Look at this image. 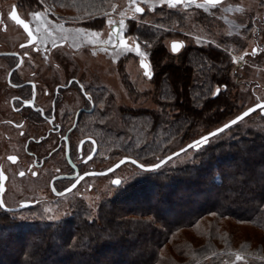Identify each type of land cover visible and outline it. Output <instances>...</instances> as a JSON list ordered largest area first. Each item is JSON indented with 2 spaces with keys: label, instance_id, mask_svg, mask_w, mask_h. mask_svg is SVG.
<instances>
[{
  "label": "trees",
  "instance_id": "1",
  "mask_svg": "<svg viewBox=\"0 0 264 264\" xmlns=\"http://www.w3.org/2000/svg\"><path fill=\"white\" fill-rule=\"evenodd\" d=\"M29 1L31 0H19V3L25 6L29 5ZM42 1L69 9L80 18L100 13L111 8L115 3L119 5L124 2V4H131L130 0ZM144 1L147 0H137V4ZM164 18L166 21H170L173 16ZM204 20L208 30H214V20L207 17ZM148 33L146 36L153 37ZM245 40L243 41L241 36H232L217 44L208 43L206 47L190 46L186 48L179 56V64L183 62L193 64L196 57L199 69L190 65L180 68L169 64L159 65L163 50L157 46L152 54L155 65H159V71L155 73L152 80L154 90L145 94H134L135 97L149 95L155 98L158 101L156 111H141L142 113H140L141 109H129L131 117L126 118V126L135 129L136 137L141 140L145 135L150 151L155 150V156L168 151L174 144H183L194 139L192 136L197 125H202V129H207L209 126V124L203 123L208 112H212L209 116L217 115L221 114L223 109H230L231 106L238 105L241 94L237 89L235 78L241 79V74L249 72L250 69L241 63L236 62L235 64L230 53L236 55L245 50ZM239 68L245 69L241 74L239 73L240 75H238ZM163 73H168L166 80L157 81V75ZM223 86L225 88H222ZM217 87L221 89V93L219 96H213ZM111 107L112 101L109 104V108ZM118 109L122 111L127 107L121 106ZM129 115L126 116L129 117ZM191 123H196V125L189 129ZM159 129L164 131V134L166 133L164 137L155 135ZM240 133L243 134L240 135ZM159 141H162L165 146L161 148V143L158 144ZM239 143H242V147L239 146ZM254 147L260 150L258 157L251 161L252 166H248L247 163L246 168L241 167V169L235 165L236 171L237 169L244 170L247 178L237 179L236 185L228 182L226 178H230L236 171L233 173L225 165H231L236 156L243 159L242 154ZM193 150L199 152L186 161L174 163L172 166L162 165L163 167L148 171L142 179L129 183L116 197L97 207L95 218L91 210L79 204L74 207L71 217L63 218L57 222H23L10 219L7 217L8 213L2 211L0 214V264H62V262L74 264L73 257L75 255L91 256L98 249H106L111 245L108 243L114 239V234L112 236L106 234L104 243L98 242L97 237L103 234L105 229H111L118 209L122 210L117 207V204L126 202V199L133 202L140 197L151 199L152 192L157 194L155 200L162 202L161 206L163 207L158 209L159 211L155 209L148 216L145 210H139L137 212L139 217L129 216L119 220L122 222L123 230L126 231L130 228L135 230L136 237H142L146 231L149 232L151 237L149 244L142 246L146 255H137L143 260L141 264H193L207 256L222 254L221 250L233 251L240 248L247 251L256 249L262 252L264 247L262 241H259L258 245L253 248L243 240L238 245H234L229 234L215 232L209 228L200 231L202 242L198 245L189 241L176 244L173 247L176 257L161 254L159 249L170 241L178 230L196 226L201 218L212 214L219 217H233L235 220L246 222L264 233V177H259L254 185H250L252 183L250 179L253 178L257 167H261L264 172V126L248 127L231 138H218L211 144L207 143ZM140 153L141 155L135 157L130 155V157L146 164L148 161L147 152ZM243 162L245 163V159ZM178 186L184 192L180 196H174L175 193L170 196V193L172 194ZM236 186L239 191L235 189ZM207 188L208 194L205 196ZM215 188H219V193L213 196L211 192ZM234 192L236 194L231 195ZM191 194L199 196V201L188 202L190 200L188 196ZM248 198H251V203L247 200ZM187 204L191 205L186 206ZM236 209L239 210L236 211ZM161 213H164L165 216H161ZM166 215L171 216L172 219L176 218L169 221ZM118 239L123 242L120 237ZM91 240L93 242L89 244ZM28 242L34 246L33 249L25 247ZM82 243H86L88 246L81 247ZM102 244L107 245H103L102 248ZM151 244H154L152 249L148 248ZM116 255L122 257L121 253H116ZM216 258L219 261H214L213 264L228 263L227 259H222L221 256L213 257V259ZM114 259H116L115 256ZM133 263L134 261H132Z\"/></svg>",
  "mask_w": 264,
  "mask_h": 264
},
{
  "label": "flooded vegetation",
  "instance_id": "2",
  "mask_svg": "<svg viewBox=\"0 0 264 264\" xmlns=\"http://www.w3.org/2000/svg\"><path fill=\"white\" fill-rule=\"evenodd\" d=\"M220 3L210 5L206 0H183L171 7L164 0L151 3L147 0L134 5V12L137 5L144 9L143 13L135 12L136 15L131 11L127 13V10L116 8L112 11L109 8L89 17L61 18V22L52 21L45 15L41 31L35 29L30 16L21 14L20 9L26 6L11 5L5 18L16 27V31L9 32V37H0V172L6 177L0 182L3 187L0 199L5 208L30 203L17 210L22 211L37 204L39 195L30 198L33 186L35 190L43 189L53 197H63L71 192L82 195L94 191L96 184L100 183L117 186L112 181H121L118 173L128 162L115 169L112 167L121 158L130 156L120 155L112 160L110 134L104 132L100 125L105 124V115L115 89L107 77L100 76L97 71H106L117 77L121 87L132 94L143 93L137 78L145 76L139 63L140 57L135 52L113 47V44L119 43L114 28H119V21L123 19L126 27L121 34L129 47L134 48L139 43L141 50L147 53L153 76L146 78L151 84L157 72L152 55L155 48L160 46L163 50L159 63L163 65V59L175 60L179 64L180 54L190 46L206 47L203 41H208L207 30L197 33L196 27L192 31V23L183 26L181 22L191 17L196 24L201 23L208 17L207 11H215L212 8H217ZM151 4L156 6L154 12L161 14V17L155 16V22L144 20L148 14L145 8ZM13 8L36 33L38 39L34 47H20L21 44L28 45L29 41L23 29L10 19ZM139 15L141 17L137 19ZM166 16L173 18L166 21ZM109 19L114 26L108 24ZM67 22L72 24L67 25ZM242 28L244 33L238 30L227 36L249 37L246 33L249 26ZM7 29L8 25L0 15V33H6ZM145 32H152L155 36L149 38ZM174 42L183 45L177 53L171 51ZM239 54V61L242 62L252 53L245 49ZM105 64L107 70L102 67ZM112 66L114 71L108 70ZM149 86V90H154L153 83ZM97 130L104 134L98 136ZM101 138L107 145L102 143ZM11 155L17 156L15 164L8 160ZM22 171L24 176L19 174ZM73 183L75 188H71ZM69 188L71 191H66ZM15 199L17 204L12 206Z\"/></svg>",
  "mask_w": 264,
  "mask_h": 264
},
{
  "label": "rangeland",
  "instance_id": "3",
  "mask_svg": "<svg viewBox=\"0 0 264 264\" xmlns=\"http://www.w3.org/2000/svg\"><path fill=\"white\" fill-rule=\"evenodd\" d=\"M154 0H148V2H153ZM29 5H25L26 7H23L20 9V12L22 15L30 16L32 18L33 24L35 29L38 31H41L43 27V22H45V19L43 16H49L52 21L55 22H61V18H66L69 20H72L74 17H78L77 15L73 14L71 10L66 8H61L54 3L46 2L44 3L42 0H31L28 2ZM27 3V4H28ZM125 3V2H124ZM122 3L119 5L118 3H115L111 10L113 9H119V11L127 10V13L131 11L133 14L134 12V5L132 4H124ZM15 4L16 6H23L19 3V0H0V15L3 16V20L6 21L8 25V29L6 33L1 34L0 37H9L11 31L15 32L16 27L13 26L11 22H8V20L5 18L6 14L10 10L11 5ZM128 4V5H127ZM141 4V3H140ZM154 9H156V6L152 4L145 8V11H148V14L145 15L144 20H150L151 22H155V16L158 15L161 17V14L155 13ZM215 11H207L208 17L210 19H213V23H215L214 30L211 29L208 30V28L205 26V21L201 23L194 22L193 19L188 18L182 21L183 26H188L189 23H192L190 27L192 28V31H201L202 29L207 30V42L203 41V43L208 44H217L221 41H224V39L228 38V33H234V31H240L244 33L243 26H249L248 32L246 31L247 35L249 37L246 38V36H243V41L245 40V49L247 51H251L253 48H255L256 54H251L250 56H246V58L241 62L239 61L240 54H236L233 56V59L235 60V64L241 63L245 67L249 68L250 71L241 74L245 69L239 68L238 69V75L241 74L242 78L237 80L235 78L236 86L238 91L240 92V101L238 102V105L231 106L230 109H223L221 114L212 115L209 116L212 112H208L204 118V122L206 124H209L207 129H202V125H197L194 128V134L193 138H197L198 136L202 135L203 133L209 131L212 128H215L217 125L222 124L232 118L233 116L237 115L239 112H241L243 109L247 108L248 106L260 101L264 100V0H225L224 2L220 3ZM107 10V9H106ZM34 12H38L41 14V17L39 18V23H37V18L34 17L32 14ZM146 13V12H145ZM136 15V14H135ZM134 15V16H135ZM133 16V17H134ZM141 16H137L138 19ZM193 18V17H192ZM161 19V18H160ZM159 19V20H160ZM71 22H67V25H71ZM182 26V27H183ZM196 27V28H195ZM195 28V30H193ZM155 29V28H154ZM216 31V34L215 32ZM198 33V32H197ZM151 35L154 37L155 35L151 32ZM259 48V49H258ZM90 60V59H89ZM162 64H169L173 65L175 67H184L187 65H190L191 67L194 66L198 67V60L195 57L194 63H181L178 64V61H170L168 59H163ZM107 64H105L104 69L107 70ZM159 65L156 66V71H159ZM115 67H111L108 70L114 71ZM199 69V67H198ZM99 72L100 76L107 77V80L111 83L113 88L115 89V92L112 93V107L108 108V111L105 115V124L100 125L102 128H104V132L108 131L110 134V142H109V148L112 153V160L116 159L117 156L120 155H128V156H136L141 155L140 152H147V158L148 161L146 164H152L160 159V157L165 156L166 154L180 148L183 144H177L170 146L169 150L162 153L157 154L155 156V150H151L148 146V139L145 138V135L143 140H141L139 137H136L137 132L132 127L126 126V118H130L129 115L131 110L129 109H141V111H153L155 112L157 108V100L155 98H152L151 96H138L135 97L134 94L131 92L125 91L124 88L121 87L120 81L117 77L110 75L106 71H97ZM197 70L195 71V73ZM240 73V74H239ZM195 75V74H194ZM200 75V74H196ZM168 76V73H163L162 75H157V81L159 80H166V77ZM240 76V77H241ZM255 78H252V77ZM137 81L139 82L140 88H142V91L144 94L148 91H151L149 89L151 85L148 82V79L145 77L141 78L138 77ZM137 82V83H138ZM160 85H162V82H160ZM195 92V91H194ZM140 93V92H139ZM232 94V93H231ZM214 95V94H213ZM160 103V102H159ZM165 104L164 102H162ZM124 106L127 107V109L120 110L119 107ZM167 109V108H166ZM214 112V111H213ZM126 115H129L126 116ZM134 122V121H133ZM196 123H191L190 128L192 129ZM201 126V127H200ZM264 126V115L260 114L259 110L254 111L251 113L248 117H245L242 121H239L236 125H232L230 128L226 129L224 132L219 133L217 136H214L209 139L208 143H212L218 138H231L238 132L243 131V129H246L248 127L252 128H259ZM210 127V128H209ZM110 129V130H109ZM110 131V132H109ZM96 134L103 135V131H96ZM166 134V133H165ZM164 131L161 129L157 130L155 132V135L164 137L165 136ZM243 133H240V135ZM136 137V138H135ZM104 139L101 138V141L103 144L107 145V143H104ZM191 141V140H190ZM161 148L164 147V143L162 141ZM130 145V147H128ZM239 146L242 147V143H239ZM144 149V151H142ZM196 150V149H195ZM259 148H253L252 150L245 151L242 154V158L245 159V163L243 162V159L240 157H235L234 160H232L231 165L228 166V164L225 165L226 168L233 171V173L236 171V166L238 165L240 168L247 166H252V162L254 159L258 157V151ZM199 151H194L193 149H188L186 152H183L174 158L170 159L168 162H166L164 165L172 166L174 163H181L183 161H186L191 156H195ZM142 153V155H144ZM171 163V165H170ZM163 167V166H162ZM122 169V170H121ZM121 172L118 173L119 177L121 178V184L118 186L114 185H105L103 183L96 184V188L94 191H87L83 193L82 195H78L75 192L68 193L67 195H64L63 197H53L50 195L47 191H44L43 189H36L33 186L32 187V197L30 198H36L37 195H39V202L35 205H32L28 208H25L22 211L17 212H8L7 217L10 219H16L18 221L23 222H38V223H44V222H57L59 220H62L63 218L71 217V215L74 213V207H76L77 204L82 205L83 207H87V209L91 210V212L94 215L95 218V211L97 207L104 203L107 200H111L112 198L116 197L121 191L125 189V187L135 181L142 179L148 171L141 170L131 163H125L122 168ZM242 169V168H241ZM237 169L234 175H232L230 178L227 177L226 180L230 183L235 184V181L237 179H244L247 178V174L244 172V170ZM257 170L254 173L253 178L250 180L252 183L250 185H254L257 182V179L259 177H264V172L261 167H257ZM239 181V180H238ZM239 184V183H238ZM179 188V189H178ZM178 188H175V191L170 193V196H180L184 191L180 190V186ZM235 189L238 190L237 186ZM256 191V189H253ZM239 191V190H238ZM129 192V191H128ZM127 192V193H128ZM131 192V191H130ZM129 192V193H130ZM219 193V188H215L213 192H211V195L213 196L217 195ZM208 194V188L205 190V196ZM236 194V192L232 193L231 195ZM157 197V194L155 195L154 192L150 195V198H137L134 202L127 201L123 202L121 204H117V207H120L122 210L118 209L119 211L116 214L115 222L111 225V229H105L103 234L98 235L97 241L100 243H104L106 240V234L113 236L114 239L108 243L111 244L107 246L106 249H98L95 251V253L91 256H79L75 255L73 258L75 259L74 264H132V261H134L133 264H141L143 262L140 257L137 255L141 254L142 256H145L146 252H143L142 246L149 244L150 234L148 231L145 232L144 236H135V230L128 229L126 231L122 228V222H119L122 218L125 217H139L137 216V212L139 210H145L149 216V214L152 213L155 209L159 211L158 209H161V204L159 200H155ZM190 200L188 202H192L193 200L199 201V196L196 194H191L188 196ZM187 197V198H188ZM253 198V197H251ZM251 198H248L249 202L251 203ZM131 199V198H130ZM17 199L14 200L12 203V206L17 204ZM226 202V201H225ZM224 202V203H225ZM227 204V203H225ZM191 204H187L186 206H189ZM236 208V207H235ZM117 209V208H114ZM239 209H236L238 211ZM136 212V213H135ZM0 214H2V210H0ZM136 214V215H135ZM161 216H165L164 213L160 214ZM151 216V215H150ZM169 219V221L174 220L176 217L166 215ZM183 216V215H182ZM181 216V217H182ZM92 217V216H91ZM142 217V216H141ZM147 215L145 216V218ZM211 229L215 232H226L231 237V241L234 245H238L241 240L247 241L249 245L253 248L258 245L259 241L264 242V233L256 228L251 226L250 224L242 221H237L233 217H219L215 215H209L204 216L198 221V224L193 227L189 228H182L178 230L172 237L171 240L166 242L162 248H160V252L163 255H172L173 257H176L173 251V247H175L176 244L182 243L185 241L193 242L194 245H198L202 242V236L200 235V231L203 229ZM92 237V235H90ZM123 240L120 241L118 239ZM118 240V241H117ZM92 240L89 242V244H92ZM103 245L107 244H102ZM154 244H151L148 246V248L152 249ZM86 243H82L81 247H86ZM25 247L28 249H33L34 246L30 244L29 242L25 244ZM260 250V249H259ZM262 252H259L258 250H249L247 251L244 248L240 249H234L233 251H223L220 252L222 254L219 255H210L205 258H202L201 260L193 263V264H213L214 261H219L218 258L213 259V257L221 256L222 259H227L229 264H264V247L262 249ZM247 251V252H245ZM116 253H121V256L116 255ZM114 256L116 259H114ZM141 256V257H142ZM241 257L240 260H237L236 257ZM230 259V260H228ZM230 261V262H229ZM227 263V264H228ZM62 264H67L65 262H62Z\"/></svg>",
  "mask_w": 264,
  "mask_h": 264
},
{
  "label": "snow or ice",
  "instance_id": "4",
  "mask_svg": "<svg viewBox=\"0 0 264 264\" xmlns=\"http://www.w3.org/2000/svg\"><path fill=\"white\" fill-rule=\"evenodd\" d=\"M164 2L171 7H175L176 5L182 3L183 0H164ZM189 2H191V0H189ZM220 2H221V0H206V3L210 4V5H217ZM130 3L132 5H136L137 0H130ZM197 7H199V5H197ZM143 11H144L143 8H141L139 6L135 7L136 13H143ZM32 15L37 18V23H39V18L41 17V14L38 12H34ZM10 19L12 21H14L16 25L20 26L23 29V31L27 34L29 44L28 45L21 44L20 47L21 48H25L28 46L34 47L38 37H37L36 33L33 32L31 25L28 22H26L24 19L20 18L18 16L17 12L15 11V9H13L11 11ZM133 19H135V17H133ZM108 24L110 26H114V22L111 19L108 20ZM125 27H126L125 21L123 19H121L119 21V28H114L115 34L119 37V43H118V45L113 44V47L118 46L119 48L123 49L125 52H135L136 56L140 57L139 63H140V66L144 69V76L151 79L153 76V71H152L151 65L147 62V60H148L147 53L141 50V46L139 43H136L134 48L129 47V45L126 41V38L121 34L122 30L125 29ZM37 31H38V29H37ZM49 35H51V33H49ZM150 46L151 45H149V47ZM182 47H183L182 44L174 42L171 45V51L173 53H177ZM37 51H39V49H37ZM256 51H257L256 49H253L252 54L255 55ZM220 93H221V89L219 87H217L214 95L219 96ZM88 99L91 100V97H88ZM257 109H259L260 111H264V103H260L258 101L257 104L253 108H249L247 111L243 112L242 115L237 116L235 119L231 120L230 123L224 124L221 128H218L216 131L211 132L206 136H203L201 139L194 141L192 144H189L188 148L189 149H191V148H197L198 149L201 145L207 144L210 137L217 136L219 133L224 132L226 129L230 128L232 125H236L239 121H242L245 117H248L250 115V113L256 111ZM92 144H93V150H94L95 149V142L93 141ZM181 151L186 152L187 149H181ZM175 155H179V153H176ZM89 159H91V156H89ZM169 159H171V157H169ZM8 160L11 161L13 164H15L17 162V156L11 155L8 157ZM132 163L135 164L136 162L132 161ZM117 167H119V165H117ZM154 167L158 168L159 165H155ZM109 171H112V169H109ZM19 174L21 176L25 175V173L23 171L20 172ZM95 174L102 175L103 173H95ZM33 175H35V173H33ZM5 179H6V177L3 175L2 172H0V182L4 181ZM79 179H80V177L78 176L77 181H79ZM112 183L118 186L121 184V181L119 179H116V180L112 181ZM75 187H76V184L73 183L71 185V188H75ZM71 188L67 189V191H71ZM53 190L55 191V189H53ZM0 191H3L2 184H0ZM58 195H63V193H58ZM3 207H5V204H4L3 200L0 199V208H3ZM20 207L24 208V207H26V204L22 203L20 205ZM236 259L240 260L241 257L237 256Z\"/></svg>",
  "mask_w": 264,
  "mask_h": 264
},
{
  "label": "water",
  "instance_id": "5",
  "mask_svg": "<svg viewBox=\"0 0 264 264\" xmlns=\"http://www.w3.org/2000/svg\"><path fill=\"white\" fill-rule=\"evenodd\" d=\"M137 6H138V5H137ZM137 6H136V7H137ZM139 7H140V6H139ZM13 9H14V8H13ZM253 49H255V48H253ZM215 90H216V89H215ZM214 93H215V91H214ZM213 96H215V95H213ZM259 102H260V103H264V100H260ZM256 104H257V102L254 103V104H252V105H250V106H248L247 108L243 109L241 112H239L237 115L233 116L232 118H230V119L227 120L226 122H224V123H222L221 125H219V126L213 128V129H211V130H209V131L203 133L202 135L198 136L197 138L192 139L191 141L187 142L186 144H184V145L181 146L180 148H178V149H176V150H174V151H172V152L166 154L165 156H163L162 158H160L159 160H157L156 162H154V163H152V164H143V163H141V162H139V161H137V160H135V159H133V158H131V157H123V158H121V159H120V160H119V161H118V162H117L112 168L115 169V168L117 167V165H121V164H123V163H125V162H130V163H132V161H135L136 163H135V164L132 163V164L135 165L137 168H139V169H141V170H144V171H152V170H155V169H157V168L154 167L155 165H159V167H161L162 165H164L166 162H168V161L170 160L169 157H171V159H172V158H174L175 156H177V155H175L176 153H179V154L183 153V152L181 151V149H187V150H188V149H189V148H188V145H189V144H192L194 141L201 139L203 136H206V135H208L209 133L216 131L218 128H221L224 124H226V123H230L231 120L235 119L237 116L242 115V113L245 112V111H247L249 108H253ZM257 110H259V109H257ZM259 111H260V110H259ZM252 113H253V112H252ZM260 113H263V114H264V111H260ZM250 114H251V113H250ZM210 138H212V137H210ZM203 145H205V144H203ZM203 145H201V146H203ZM201 146H200V147H201ZM192 149H197V148H192ZM141 166H142V167H141ZM159 167H158V168H159ZM113 169H112V170H113ZM66 191H67V190H66ZM66 191H63V193H65ZM24 204L28 205V204H30V203H24ZM3 209H4V210L17 211V210L21 209V207H16V208H5V207H3Z\"/></svg>",
  "mask_w": 264,
  "mask_h": 264
}]
</instances>
